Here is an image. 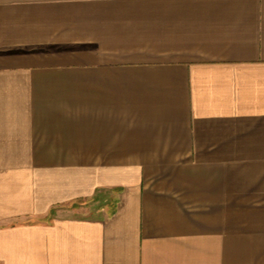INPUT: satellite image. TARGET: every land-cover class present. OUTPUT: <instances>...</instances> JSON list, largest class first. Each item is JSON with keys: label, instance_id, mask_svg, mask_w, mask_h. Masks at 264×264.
I'll list each match as a JSON object with an SVG mask.
<instances>
[{"label": "crops", "instance_id": "1", "mask_svg": "<svg viewBox=\"0 0 264 264\" xmlns=\"http://www.w3.org/2000/svg\"><path fill=\"white\" fill-rule=\"evenodd\" d=\"M0 264H264V0H0Z\"/></svg>", "mask_w": 264, "mask_h": 264}, {"label": "rangeland", "instance_id": "2", "mask_svg": "<svg viewBox=\"0 0 264 264\" xmlns=\"http://www.w3.org/2000/svg\"><path fill=\"white\" fill-rule=\"evenodd\" d=\"M87 207H84V208H78V211L84 213V214H88L90 209H88V205L86 204Z\"/></svg>", "mask_w": 264, "mask_h": 264}]
</instances>
